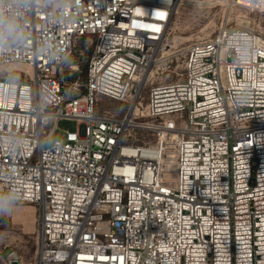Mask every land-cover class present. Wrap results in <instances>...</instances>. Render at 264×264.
<instances>
[{"label":"built area","instance_id":"built-area-1","mask_svg":"<svg viewBox=\"0 0 264 264\" xmlns=\"http://www.w3.org/2000/svg\"><path fill=\"white\" fill-rule=\"evenodd\" d=\"M178 9L0 0V203L37 210L35 264H264V30L192 44L183 79L144 106ZM81 41L83 83L67 68ZM98 97L128 114H98ZM60 120L79 131L49 143Z\"/></svg>","mask_w":264,"mask_h":264},{"label":"rangeland","instance_id":"rangeland-1","mask_svg":"<svg viewBox=\"0 0 264 264\" xmlns=\"http://www.w3.org/2000/svg\"><path fill=\"white\" fill-rule=\"evenodd\" d=\"M235 3L232 0L180 2L158 61L149 75L150 81L143 90L144 106L148 103L151 87L183 79L187 49L192 44L215 38L222 28H242L256 32L264 30V14H256ZM86 44L84 41L79 42L72 59L67 63V68L79 67V81L82 83L85 82V71L93 49H86ZM108 112L123 117L128 114V107L124 103L98 97L97 113L103 115ZM54 126V122L49 121L45 132L49 133ZM56 127V134L49 143L59 139L64 132H78L80 125L74 120H60ZM0 209H3L0 211V257L5 259L14 252L24 264H35L39 234L37 210L30 205L16 203H0ZM28 213H31L30 217ZM3 258H0V264H4Z\"/></svg>","mask_w":264,"mask_h":264},{"label":"bare ground","instance_id":"bare-ground-1","mask_svg":"<svg viewBox=\"0 0 264 264\" xmlns=\"http://www.w3.org/2000/svg\"><path fill=\"white\" fill-rule=\"evenodd\" d=\"M182 0H179V4H180V2H181ZM154 69V68H153ZM153 69H151L149 72H148V74L146 75V77L144 78V82H146V81H148V79H149V75H150V73L153 71ZM143 85V84H142ZM28 215V217H30L31 216V213H28L27 214Z\"/></svg>","mask_w":264,"mask_h":264},{"label":"clouds","instance_id":"clouds-1","mask_svg":"<svg viewBox=\"0 0 264 264\" xmlns=\"http://www.w3.org/2000/svg\"><path fill=\"white\" fill-rule=\"evenodd\" d=\"M0 211H3V209H0Z\"/></svg>","mask_w":264,"mask_h":264}]
</instances>
